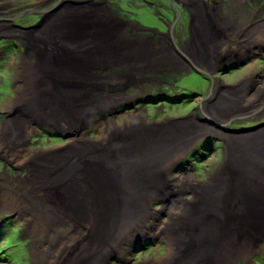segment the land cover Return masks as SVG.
I'll return each instance as SVG.
<instances>
[{
	"label": "bare ground",
	"instance_id": "obj_1",
	"mask_svg": "<svg viewBox=\"0 0 264 264\" xmlns=\"http://www.w3.org/2000/svg\"><path fill=\"white\" fill-rule=\"evenodd\" d=\"M210 4V12L215 15L214 9L219 5L216 0ZM98 12L102 9L98 8ZM71 15L69 10L63 9L48 17L42 29L35 31L34 35L22 34L27 41V50L34 55L21 60L17 70L16 97L7 106L13 116L0 127V146L9 142L5 153L10 150V144L19 142V136H24L25 127L30 126L32 119H35L32 123L39 121L51 127L64 124L67 128L61 130L71 128L70 132L78 136L59 150L38 152L26 161L33 170L31 181L39 187L51 188L45 196L42 195L45 199L34 196L36 202L30 198L31 194L21 197L34 207L35 230L41 231L45 238L37 255L39 262L35 264H87L94 253L99 255L96 259L102 261L109 258V252L115 246L144 232L145 225L141 224L148 220H152L149 227L154 234L164 232L169 241L167 254L155 264H228L235 251L260 240V230L256 232L255 227L260 224V219L264 220V129L243 139L224 137L228 149L224 158L226 166H221L210 176L203 189L193 187L194 181L189 176L174 179L171 175L165 176V172L172 167L170 164L176 156L197 137L216 135L212 125H197L196 131L188 129L190 133L177 135L175 130L172 132L173 127L139 126L136 116L130 115V128L121 133L110 130L112 123L108 121L102 130L106 135L103 132V138L97 141L107 146H96L91 139L80 135V131L87 121L90 122L91 115L105 108L102 103L111 100H101V94H108L105 88L112 89V86L115 88L127 81L123 78L117 85H112L110 83L114 80L105 82L100 75L113 65L124 66L139 74L140 69L134 65L143 60L149 62L165 52L163 49L154 50L144 41L120 37V26L103 13L97 16L92 28L83 27L76 14L67 18ZM228 28H224L226 32ZM194 36L190 63L204 62L206 52L212 55L205 40L215 37L208 33L201 14ZM261 40L264 43V35ZM215 44L219 45L214 42L209 46L213 48ZM162 46L160 43L159 47ZM191 50L189 47L188 54ZM250 51L246 50L245 54ZM262 79L264 81V74ZM262 84L255 86L253 96L248 99L245 95L236 98L233 92L223 94L216 104L220 107L214 108L217 111L215 116H218L215 121L223 124L237 114H248L252 109L264 114V99L261 103L259 97L264 90ZM85 119L88 120L81 126ZM191 126L194 125H183V129ZM68 147L72 152L62 154ZM187 192L193 196L192 203L182 199ZM170 194L178 199L177 203L173 207H166L163 203L160 210L152 213L154 200H164ZM225 201L236 203L238 212L247 218L244 220L248 229H254L248 237L241 236V224L228 232L224 231L225 223L219 224V220L224 219ZM63 216L82 230L71 234L65 228L62 231L55 228V220L60 218L62 224ZM207 236H211L208 242L205 240ZM62 237L67 241L60 243L55 250V240ZM139 237H143L142 233ZM240 239L239 246L233 251L232 245Z\"/></svg>",
	"mask_w": 264,
	"mask_h": 264
},
{
	"label": "rangeland",
	"instance_id": "obj_2",
	"mask_svg": "<svg viewBox=\"0 0 264 264\" xmlns=\"http://www.w3.org/2000/svg\"><path fill=\"white\" fill-rule=\"evenodd\" d=\"M216 1L219 8L214 11L215 17L210 12V3L214 0H0V127L13 116L7 106L16 97L17 70L21 60L34 55L27 50V41L22 34L34 35L35 31L42 29L48 17L59 14L63 9L72 14L67 18L76 14L77 21H81L85 28H92L97 16L103 13L104 17L120 26V37L144 41L156 51L163 49L165 55L159 53L149 62L139 61L133 66L140 69L139 74L124 66H109L100 75L105 82L114 80L110 84L117 85L120 79L125 78L127 81L124 85L112 86V89L105 88L108 94H101V100H111L102 103L105 107L103 110L100 108V112L91 115L93 117L84 125L80 135H85L98 147H106L105 143L97 142L103 138L104 126L110 121L112 127L109 129L121 133L125 128H130V115L136 116L139 126L173 127L172 132L175 130L177 135L196 131L197 125H212L216 135L197 137L176 156L170 164L172 167H168L165 172V176L171 175L174 179L189 176L194 181L193 187L203 189L209 177L219 171L221 166H226L224 158L228 149L224 137L243 139L264 129V114L254 109L248 114H237L223 124L215 121L218 120L215 110L220 107L216 106L218 99L228 92H233L236 98L245 95L248 99L253 96L255 86L260 82L264 84V43L261 40L264 35V0ZM98 8L102 12H98ZM197 10L201 11L207 31L215 39L205 40L208 51L212 53L211 56L207 52L204 54L206 62L190 63L194 52V28L200 15ZM218 14L221 16L219 21ZM226 26H229L228 32L224 29ZM169 37L174 48L170 45ZM214 42L219 45L215 44L211 48L209 45ZM160 43L162 47H159ZM189 47L192 48L190 54ZM246 50L251 51L245 54ZM259 97L261 102L264 90ZM34 120H31V124L27 123L30 128L25 127V134L30 131L29 135L19 136V142L10 144L8 154L5 153V146L9 142L0 146V264L39 262L37 255L45 238L41 231L35 230L34 207L26 204L21 197L31 194L30 198L34 201V196L44 198L42 195L45 196L51 188L44 185L39 187L31 181L33 170L26 161L35 153L59 150L78 137L75 132H70L71 128L61 130L67 128L64 124L51 127L39 121L32 123ZM86 120L81 122V126ZM190 124L194 126L183 129V125ZM67 152L71 153V148L68 147L62 154ZM68 157L72 160V155ZM192 198V194L187 192L182 199L192 203ZM177 201L172 194L164 200L156 199L151 207L154 210L152 213L160 210L163 203L166 207H173ZM223 206L226 211L219 224H226L224 231L242 225L239 227L241 236L248 237L254 229H248L247 218L238 212L236 203L225 201ZM55 222V228L61 231L67 229L71 234L82 230V227H76L70 218L64 216L62 224L60 218ZM149 223L152 220L141 224L145 225V231L141 232L143 237H139L140 232L136 233L133 239L115 246L109 252V258L102 261L97 260L99 255L94 253L87 264L96 261L100 264H155L167 254L169 241L164 232L154 234ZM258 230L261 241L243 245L235 251V256L228 264H264V220L260 219V224L255 227V231ZM210 239L211 236L205 237L207 242ZM241 240L232 245L233 251ZM66 241L65 237L56 239L55 250Z\"/></svg>",
	"mask_w": 264,
	"mask_h": 264
},
{
	"label": "flooded vegetation",
	"instance_id": "obj_3",
	"mask_svg": "<svg viewBox=\"0 0 264 264\" xmlns=\"http://www.w3.org/2000/svg\"><path fill=\"white\" fill-rule=\"evenodd\" d=\"M216 9H217V7H216L214 10H216ZM168 39H169V41L171 42L170 45L172 44V46H173V48H174V44H173V42H172V39H171L170 37H169Z\"/></svg>",
	"mask_w": 264,
	"mask_h": 264
}]
</instances>
